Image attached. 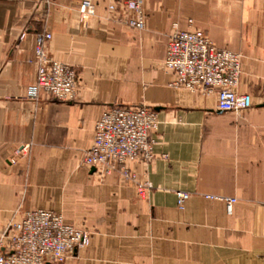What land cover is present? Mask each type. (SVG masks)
I'll return each mask as SVG.
<instances>
[{
	"label": "crops",
	"instance_id": "0c3cea01",
	"mask_svg": "<svg viewBox=\"0 0 264 264\" xmlns=\"http://www.w3.org/2000/svg\"><path fill=\"white\" fill-rule=\"evenodd\" d=\"M81 0H0V237L25 212L61 214L91 235L65 264H264V0H145L146 29L88 22ZM242 56L253 108L221 112L215 97L170 86V37L189 22ZM79 76L74 102L41 93L35 45ZM159 108L154 162L128 167L153 189L82 165L96 123L114 107ZM178 192L190 194L184 210ZM207 196L236 199L229 205Z\"/></svg>",
	"mask_w": 264,
	"mask_h": 264
},
{
	"label": "built area",
	"instance_id": "2783aa9c",
	"mask_svg": "<svg viewBox=\"0 0 264 264\" xmlns=\"http://www.w3.org/2000/svg\"><path fill=\"white\" fill-rule=\"evenodd\" d=\"M84 22L95 15L96 0H81ZM108 24L143 31L146 29L145 0H110L103 18ZM187 31L175 30L169 41L163 70L173 76L170 86L206 98L215 97L221 112L242 114L253 108L252 97L242 92V56L214 46L206 33L189 22ZM49 33L37 36L35 60L37 81L30 98L44 93L60 102H74L79 94V76L70 66L54 61L47 50ZM160 126L153 108L114 107L105 111L95 125L93 144L83 156L82 165L95 169L102 178L119 174L121 180L136 186L143 196L153 186L128 167L131 162L155 161L156 143L150 139ZM178 205L184 210L190 194L178 192ZM229 205L236 199L207 196ZM90 233L65 222L63 215L49 210L25 212L20 222L8 227L0 237V264H65L77 251L89 247Z\"/></svg>",
	"mask_w": 264,
	"mask_h": 264
},
{
	"label": "water",
	"instance_id": "95a60500",
	"mask_svg": "<svg viewBox=\"0 0 264 264\" xmlns=\"http://www.w3.org/2000/svg\"><path fill=\"white\" fill-rule=\"evenodd\" d=\"M261 107H264V105H262ZM153 110L158 113L159 111H161V109L159 108H153ZM93 172H95V169L92 170Z\"/></svg>",
	"mask_w": 264,
	"mask_h": 264
}]
</instances>
